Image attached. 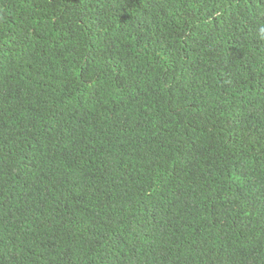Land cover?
<instances>
[{"label":"trees","instance_id":"16d2710c","mask_svg":"<svg viewBox=\"0 0 264 264\" xmlns=\"http://www.w3.org/2000/svg\"><path fill=\"white\" fill-rule=\"evenodd\" d=\"M0 264H264V0H0Z\"/></svg>","mask_w":264,"mask_h":264}]
</instances>
